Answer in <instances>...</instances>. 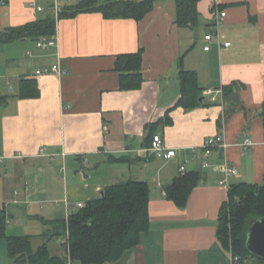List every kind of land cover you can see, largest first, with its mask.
Wrapping results in <instances>:
<instances>
[{
	"label": "crops",
	"instance_id": "0c3cea01",
	"mask_svg": "<svg viewBox=\"0 0 264 264\" xmlns=\"http://www.w3.org/2000/svg\"><path fill=\"white\" fill-rule=\"evenodd\" d=\"M54 3L7 0L0 34L57 19ZM197 9L192 27L177 24L176 0H156L141 21L98 12L57 19V48L48 52L36 48L38 38L0 45V94L7 100L0 105V210L7 213V235L31 236L34 250L48 243L53 255L66 257L61 222L77 204L97 200L111 185L141 180L151 188L150 228L138 247L107 264H233L217 234L230 190L219 185L221 173L203 167L202 146L222 134L229 147L215 149L212 164L230 160L239 171L231 185H264V0H200ZM220 12L227 15L217 24ZM140 50L143 81L137 89L123 87L117 59ZM57 60L64 76H35ZM182 70L197 73L203 92L227 86L234 92L215 103L202 94L203 104L192 110L175 107ZM24 79L35 80L36 98L21 97ZM153 132L176 150L173 160L146 156ZM246 139L254 144L244 150ZM182 164L204 174L184 210L166 199ZM0 264H11L4 238Z\"/></svg>",
	"mask_w": 264,
	"mask_h": 264
},
{
	"label": "trees",
	"instance_id": "16d2710c",
	"mask_svg": "<svg viewBox=\"0 0 264 264\" xmlns=\"http://www.w3.org/2000/svg\"><path fill=\"white\" fill-rule=\"evenodd\" d=\"M156 0H79L76 5L65 6L57 19L75 18L82 13L98 12L108 19H132L141 21L154 10ZM177 24L195 26L199 20L198 3L200 0H176ZM57 19L49 16L17 28H8L0 34V45H6L23 38L37 39L42 36L56 35ZM143 51L121 55L116 64L121 74L123 87H139L143 81ZM180 82L182 92L175 107L187 110L203 104V89L198 85L196 72L182 70ZM234 86L224 90L225 98L230 99ZM22 98H36L39 95L35 80L22 81ZM6 97L0 94V105L6 103ZM168 121L170 116L166 115ZM151 135L149 148L152 146ZM125 162V159H113ZM201 171H189L178 176L166 187V199L184 210L188 200L203 180ZM151 188L144 181L128 180L105 188L102 196L89 201L85 207L71 213L64 220L60 235L66 241L63 245L67 256L53 255L48 243H43L37 250L32 248L31 236L7 235L8 217L5 210H0V239L7 240L11 264H67L72 263L107 264L121 260L128 251L138 247L142 235L150 228L149 201ZM229 202L220 212L218 239L226 251L240 262H264L248 249L247 235L250 227L264 218V185L232 184Z\"/></svg>",
	"mask_w": 264,
	"mask_h": 264
},
{
	"label": "built area",
	"instance_id": "2783aa9c",
	"mask_svg": "<svg viewBox=\"0 0 264 264\" xmlns=\"http://www.w3.org/2000/svg\"><path fill=\"white\" fill-rule=\"evenodd\" d=\"M7 4V0H0V6H5ZM63 5H60V0H55V3L51 7V10L53 11L54 15L58 16L63 12ZM39 11H43L42 7L38 8ZM225 12H220L219 16H217L216 21L217 24H220L221 20L226 17ZM213 39V35L209 34L205 37V41L208 42L207 46H205L204 50L208 51L211 49V46L209 42ZM223 44V43H222ZM36 48L40 49L41 51L48 52L51 49L57 48V37L56 35L54 36H42L39 37L36 40ZM221 46V44H220ZM224 46L229 47L231 46V43H224ZM27 55L29 57H33L32 52H28ZM56 74L58 76H64L67 73V70L63 68L61 62L58 60L54 63H51L49 66L39 69L36 71L35 76H39L42 74ZM205 97L210 98L212 102H217L219 96H223L224 91L222 89H212L208 88L207 90H204L203 92ZM105 130H108L105 128ZM264 142V141H263ZM254 142H252L250 139H246L243 141L241 144L243 146L244 150H247L249 147L253 146ZM152 146L146 150V156H155L156 158L163 159L165 161H170L173 160L177 153L175 149L169 148L165 143L162 137L158 134H156L153 138L152 141ZM229 147V144L226 142L224 139V136L222 134H217L215 136H211L207 140L204 141V144L202 146V156L204 158L203 162V167L206 169H210L211 166L215 168V170L219 173H221L222 178L219 181V185L222 187H227L229 190L231 189V179L233 177H236L239 175L238 169L233 166L228 158H224L223 161L217 165L212 164L211 156L215 149H220L222 151H225ZM2 160L0 159V163ZM187 172V167L185 164H182L179 168V173H186ZM79 209H82L85 207L86 204H77ZM66 241H61L62 245L65 244ZM68 263L67 264H72L68 257ZM233 264H243L240 262V259L237 257H233ZM258 264H264V262H260Z\"/></svg>",
	"mask_w": 264,
	"mask_h": 264
},
{
	"label": "water",
	"instance_id": "95a60500",
	"mask_svg": "<svg viewBox=\"0 0 264 264\" xmlns=\"http://www.w3.org/2000/svg\"><path fill=\"white\" fill-rule=\"evenodd\" d=\"M250 228L246 241L248 249L252 255L264 259V218L257 220Z\"/></svg>",
	"mask_w": 264,
	"mask_h": 264
},
{
	"label": "rangeland",
	"instance_id": "374dc122",
	"mask_svg": "<svg viewBox=\"0 0 264 264\" xmlns=\"http://www.w3.org/2000/svg\"><path fill=\"white\" fill-rule=\"evenodd\" d=\"M35 245L37 244V242L34 243Z\"/></svg>",
	"mask_w": 264,
	"mask_h": 264
}]
</instances>
